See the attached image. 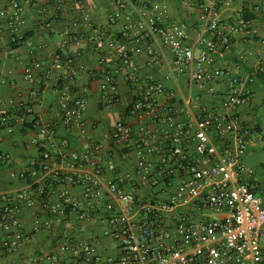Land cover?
Here are the masks:
<instances>
[{
    "label": "built area",
    "instance_id": "2783aa9c",
    "mask_svg": "<svg viewBox=\"0 0 264 264\" xmlns=\"http://www.w3.org/2000/svg\"><path fill=\"white\" fill-rule=\"evenodd\" d=\"M109 1L113 10L108 27L101 29L97 37H91L102 66L104 108L110 110L122 103L114 72L117 66L126 70L127 82L140 92L120 113L115 126L118 138L127 140L132 136V119L150 118L172 124L177 111L176 90L154 75L141 76L133 66L134 52L145 53L160 69L165 63L171 79L187 73L190 82L203 92L214 98L221 96L220 106L207 109L199 102L194 128L181 123L173 132L164 130L162 136L168 146L158 164L147 158L154 151L150 134L142 137L135 151V191L124 187L126 176L106 178L103 163L107 162L111 171L117 166L102 144L84 151H69V172L55 167L52 158L68 147V141H57L54 126L40 125L39 135L32 140L37 156L20 172H11L13 178L29 183L19 190L0 193V234H7L0 240V251L17 252L28 238L19 216L23 206L32 209L29 235L43 229H55L58 233L59 226L66 224L73 212L84 219L96 215L106 188L118 207L105 219L107 228L103 233L119 242L120 255L102 256L92 235L75 239L63 233L56 251L44 256L42 264H264V193L254 180V170L244 162V156L258 141L264 144V133L245 124L238 113L239 107L254 95L251 85L255 78L235 75L229 67L215 64L217 55L223 56L233 44L232 33L221 25L218 4L236 0H185L200 11L201 31L192 42L190 26L170 18L166 3ZM66 2L71 8L69 22L74 31H62L61 44L84 39L86 32L95 27L82 0H55V14H44L46 26L60 19ZM23 3L24 0H11V10L0 9V17L9 29L16 30L25 24ZM123 16L126 21L118 35L111 28ZM2 29L4 23L0 22ZM76 55L82 56V52ZM62 58L60 52L53 55L56 64ZM69 64L57 74L53 89L58 97L61 123L72 131L80 126L88 98L75 91L73 81L78 64ZM40 69L42 63L34 60L24 70L25 79L32 84L29 95L33 99L40 94V82L35 76ZM51 74V69L45 71L46 82ZM162 97L167 99L165 103ZM184 102L191 105L193 101L190 97ZM16 107L14 113L30 109L23 101ZM4 130L12 133L14 126L10 112L0 106V137ZM7 159L0 152V165ZM174 177L178 178L175 186L171 181ZM67 184L81 186L82 197L73 195ZM137 189L147 194L138 196Z\"/></svg>",
    "mask_w": 264,
    "mask_h": 264
},
{
    "label": "crops",
    "instance_id": "0c3cea01",
    "mask_svg": "<svg viewBox=\"0 0 264 264\" xmlns=\"http://www.w3.org/2000/svg\"><path fill=\"white\" fill-rule=\"evenodd\" d=\"M54 1L24 0L25 24L16 30L9 29L5 25V19L0 17V22L4 23V29L0 30V106L10 112L14 126L12 133L4 130L0 137V152L6 154L8 158L0 165V193L19 190L29 183V180L13 178L11 172H20L29 160L37 156V148L32 140L39 135V127L42 124H50L56 128L58 142L63 139L68 141V147L61 149L60 153L52 158L55 167L69 172L71 168L67 160L69 151H84L91 149L94 144H102L117 166L115 171H111L107 167V162L103 163L106 178L115 180L118 176H126L124 187L134 190L133 183L137 181L138 174L135 151L140 139L150 134L149 139L154 146V151L148 154L147 158L154 164H158L166 154L168 146L163 140L164 130L173 132L181 123L194 128L195 115L198 111L197 103L201 102L207 109L218 108L221 96L214 98L203 92L198 85L190 82L187 73L178 75L175 80L169 78L170 68L165 63L160 69L159 66L150 62L145 53L134 52L133 66L141 76L154 75L168 88L176 90L174 104L177 111L172 124L153 121L150 118L132 119V136L127 140L118 138L115 135V126L120 113L130 100L140 95V92L127 82L126 70L117 66L114 72L118 78L117 90L122 96V103L110 110L104 108L101 90L102 66L91 37H97L101 29L108 27L113 6L109 0H82L95 27L86 32V38L61 44L60 33L67 28L74 31L69 22L72 12L66 2L60 19L54 21L51 26H46L44 14L46 12L51 17L55 14ZM142 1L150 4L166 3L170 18L184 21L190 26L189 42L197 38L201 31V20L200 11L194 3L186 4L185 0ZM256 6L259 9H255ZM0 9L11 10V0H0ZM218 13L222 27L233 35V44L223 56L217 55L215 64L229 67L235 75L255 78V82L251 85L254 95L248 103L239 107L238 113L245 124L264 133V0L219 2ZM125 21L126 18L123 16L111 28L112 31L119 35ZM235 28H238V31ZM247 29L252 31L247 32ZM14 38L18 40L14 41ZM29 41H32L33 45H30ZM130 48L133 50V45ZM79 51L82 52V56L78 57L76 53ZM56 52L62 54L60 64L53 61V55ZM34 60L40 61L43 67L35 71L37 82H40V94L35 99L29 95L32 84L24 77L25 68ZM70 62L78 64V74L73 81V86L78 94H86L88 107L80 126L67 131L61 123L57 105L58 97L53 89V82L58 73L62 72L67 65L71 66ZM47 69H51L52 74L46 82L44 73ZM19 94H21L20 97ZM190 97L193 102L191 105H186L184 100ZM10 100L14 102L11 103ZM20 101L25 102L30 108L29 111L25 112L23 108L13 112ZM162 101L165 103L167 99L162 97ZM256 149L263 150L264 144L258 141V144L246 153L244 162L254 170V180L260 192L264 193V174L259 175L257 170L247 162L254 157ZM171 181L175 186L178 178L174 177ZM66 187L73 195L82 197L81 186L67 184ZM102 193V204L96 215L84 219L78 212H73L68 222L59 226L58 233L55 229H43L33 236L29 235L32 209L23 206L19 216L25 224L24 234L28 235V238L17 252L4 254L0 251V264H42L44 256L56 251L63 233L75 239L92 235L97 240L102 256H119L121 253L119 242L103 233L107 228L105 219L117 211L118 206L110 200L106 188ZM136 193L141 197L147 194L142 189H137ZM6 236V233L0 234V240Z\"/></svg>",
    "mask_w": 264,
    "mask_h": 264
},
{
    "label": "rangeland",
    "instance_id": "374dc122",
    "mask_svg": "<svg viewBox=\"0 0 264 264\" xmlns=\"http://www.w3.org/2000/svg\"><path fill=\"white\" fill-rule=\"evenodd\" d=\"M255 155L254 157L247 161L249 165L254 167L257 170V173L260 175L261 173L264 174V149H256L255 150Z\"/></svg>",
    "mask_w": 264,
    "mask_h": 264
},
{
    "label": "trees",
    "instance_id": "16d2710c",
    "mask_svg": "<svg viewBox=\"0 0 264 264\" xmlns=\"http://www.w3.org/2000/svg\"><path fill=\"white\" fill-rule=\"evenodd\" d=\"M253 17V16H252ZM252 17H250V18H252ZM249 19V18H248Z\"/></svg>",
    "mask_w": 264,
    "mask_h": 264
}]
</instances>
